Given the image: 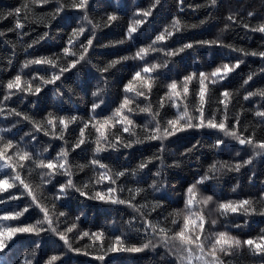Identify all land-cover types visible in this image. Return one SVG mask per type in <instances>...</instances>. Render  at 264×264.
I'll return each mask as SVG.
<instances>
[{"label": "trees", "instance_id": "16d2710c", "mask_svg": "<svg viewBox=\"0 0 264 264\" xmlns=\"http://www.w3.org/2000/svg\"><path fill=\"white\" fill-rule=\"evenodd\" d=\"M58 2L59 0H49V3L37 6L35 0H0V33H3L0 35V109L3 110L0 112V128L12 129L10 132H0V150H3L8 140L13 141L15 147L6 152V155L12 156L10 162L13 164L19 163L14 153L26 150L32 154L31 160L25 161L24 167H18L17 171L30 185L38 203L50 210L53 227L64 232L72 248L80 251L70 250L51 231H42L39 235L18 233L8 242L6 250L0 252V264H26L28 260L32 264H46L52 255L60 256L53 264H178L177 257L187 255L178 241L169 245L170 248L173 244L181 248L179 252L173 248V254H169L168 248L158 246L139 253H108L103 260L97 259V256L103 255L117 236L124 241L123 245H118L121 247H139L148 241L158 244L159 237L152 227L145 224L146 219L153 225L171 228L173 233L180 231L187 214L186 190L205 174L213 178L197 186V199L212 196L213 200L208 205H195L192 209L194 212H202L205 217L204 234L201 236L205 244V258L211 260L206 253L214 233L225 231L241 241L253 239L260 242L261 235H264V154L255 156L252 145L242 146L218 129L191 128L176 132L163 140L146 139L145 129L151 132L157 122L161 129L167 127V121L176 119L185 105L193 122H197L195 118L198 116L200 88L198 74H210L224 63L235 64L237 59H241L243 63L240 67L224 81L215 84L206 81L208 96L204 105V118L211 119L215 113L216 123L223 120L224 108L220 101L225 100L222 93L227 90L231 94V98L225 100L228 104L227 129L234 130L237 134L243 133L245 138L255 133L256 140H264V118L255 115L257 111H264V96L254 95L248 100L244 99L248 92L264 91V57L251 55L253 52H264V33L251 30L264 23V0H218L215 6H210V0H183V4L180 0H160L147 22L139 27L132 39L127 40L129 26L134 20L143 19L136 15L137 10H148L155 0H90L87 14L97 25L94 29L83 20L84 12L78 9L66 8L55 20L49 21L48 16L56 9ZM25 4L29 5L31 11L24 8ZM18 8L19 17L15 11ZM249 12L255 15L249 17ZM25 15L29 16L27 20L23 19ZM109 15H116L118 18L109 22ZM229 15H235L237 22L230 21ZM174 17L180 20L181 30L166 41L156 43L157 51L150 52L144 60L129 59L107 72L101 71L109 62L124 56L131 57L139 48L150 45L166 27L174 31ZM17 19L24 23L22 29L15 27ZM245 23L250 27L244 28ZM78 26H84L87 30L80 36L73 50L79 51V43H86L92 31L95 32L93 46L88 50L85 60L63 73L56 83L45 84L34 77L50 79L53 74L59 73L58 67H22L29 59L53 57H60L59 63L67 67L77 57L69 56L65 59L63 49L69 47L72 30ZM121 40L125 42L115 43ZM217 40L222 46L197 43ZM35 41L39 42L34 43ZM186 43L196 46L179 55L166 54ZM29 44L33 46L29 48ZM164 63H167V67L147 74L155 78L150 91L141 82L133 81L135 72L145 64ZM192 73H197V76L187 85V97L169 99L168 85L176 81L178 90L182 92L183 78ZM18 74L22 76L25 85L31 81L33 90L40 87L41 92L36 95L16 92L10 100L4 101L3 97L8 91L5 85ZM249 75H253V80L245 85L243 81ZM129 82L133 83L137 92L142 91L145 95L126 92L125 85ZM98 87H102L104 91L98 97L93 96V91ZM125 97L134 101L129 105L131 112L123 110V114L133 121L132 125L116 123L119 118L113 116ZM94 102L100 104L95 112L91 110ZM161 102L164 105L162 108ZM145 107H151L152 112H142L141 109ZM11 109H16L30 119L8 115ZM156 113L158 115L154 119L153 115ZM73 115L78 117L77 121L69 123L67 130L63 129L59 118ZM107 117H111V123L116 124L115 128L111 124L106 126L108 143L116 147L95 153L99 137V132L96 131L99 124L96 122L103 123ZM237 117L239 124L236 123ZM49 119L55 120V128L47 124ZM89 121L92 124L84 129L85 143L74 148L79 142L81 129ZM13 124L16 125L14 128ZM35 125H39L42 130L36 131ZM125 126L130 127V132L123 131ZM25 133H31L36 139H31ZM117 136L119 141L116 140ZM217 140H223L224 143L217 145ZM124 144L132 146L124 147ZM46 147L49 150L44 152ZM61 149L68 151L71 179L81 191L92 195L112 186L118 189L117 196L128 199V189H143L133 201L134 207L89 199L74 190H70L67 196L56 199L59 185L66 183L69 177L57 172L53 177H47L51 180L50 183H44L45 177L41 173L48 170L38 168L36 164L41 159L58 163L57 154ZM249 158L253 162L243 165ZM92 159H99L113 173L127 170L129 174L119 177L115 185L107 182L97 185L94 181L101 169L90 164ZM141 162L147 163V167L132 175V171ZM213 164L217 166L215 172L210 170ZM236 164L243 165L239 171L234 170ZM161 169L162 176L156 177L155 173ZM13 175L12 169L0 171V179L7 178L10 183L13 182ZM154 179L160 182L158 190L150 187ZM90 183L92 187L86 189L85 185ZM10 196L19 198L9 199ZM245 199L252 202L247 214L240 212L221 215L218 210L220 203H238ZM0 200L4 201L0 203V215L22 211L32 204V198L19 184L0 193ZM155 205L159 206L153 211ZM252 208L255 210L251 211ZM59 213L65 215L60 216ZM170 213L177 214L178 224L171 223ZM77 217L80 219L77 220ZM42 220L43 213L32 205L19 219L0 221V227L35 225ZM212 220L217 221L216 224H212ZM73 224L76 225L73 231L66 232V228ZM41 226L48 228L47 223ZM85 232L89 235L83 236ZM93 233L102 235L97 240ZM101 241L103 248L100 246ZM193 252L194 255H201L195 246ZM218 256L222 264H264V256L254 254L246 245L233 249L230 255L218 253ZM192 264H203V261L193 259Z\"/></svg>", "mask_w": 264, "mask_h": 264}, {"label": "snow or ice", "instance_id": "6c2138e0", "mask_svg": "<svg viewBox=\"0 0 264 264\" xmlns=\"http://www.w3.org/2000/svg\"><path fill=\"white\" fill-rule=\"evenodd\" d=\"M37 6H43L46 3H49V0H35ZM218 0H210V6H215L217 4ZM90 0H59L58 5L56 9L51 12L48 16L49 21L55 20L66 8H72V9H78L82 10L84 12L83 20L87 22L89 25H92V28L94 29L97 27L92 21V19L87 14V8L89 6ZM160 3V0H155V3L148 9V10H137L136 15L142 16L143 19H136L133 21V23L129 26L126 33V40L132 39L133 34L136 33L140 26L144 25L147 22V18L152 15L153 9ZM180 3L183 4V0H180ZM24 8L27 11H31L28 4L24 5ZM16 15L17 17L20 16V9H16ZM9 15H12V13H9ZM34 15V13H33ZM255 14L252 12L248 13L249 17L254 16ZM29 18L28 15H25L23 17L24 20H27ZM118 17L116 15H109L108 20L109 22L115 21ZM228 19L232 21L233 23H236V16L235 15H229ZM201 23H204V21H201ZM228 25H226L227 27ZM15 27L17 29H22L24 27V23L21 22L20 19H17ZM244 28H249V24L245 23L243 24ZM172 28L174 31L168 30L166 27L164 31H162L160 34H158L152 43L148 45L147 47H141L138 49V51L131 57L124 56L121 57L118 60H113L109 62L108 66L101 69L102 72H107L109 69L114 68L117 64L122 63L124 61H127L129 59L134 60H144L145 57L150 53L157 51L155 48L156 43L158 42H164L167 39L171 38L175 32H179L181 30V22L177 18H173L172 21ZM86 28L84 26H78L77 28H74L72 30V35L69 38L68 44L69 47H65L63 49V57L66 59L67 57H77L76 59L70 61L68 63V66H62L59 63L60 57H53V58H36V59H29L24 62L22 67L28 68L31 65H50L52 67H58L60 69L59 73H55L51 76L50 79L45 80L43 77H34L41 79L45 84H54L56 81L61 79V76L63 73L69 71L72 68H75L77 64H79L81 61L85 60V57L88 53V50L93 46V41L95 39V32L92 31V34L90 38L87 39L86 43H79V51L73 50V46H75L80 36H83L86 32ZM252 31H258L261 33H264V23L259 24L255 28H251ZM0 35H3V33H0ZM47 35V33H45ZM39 41H35L34 43H38ZM125 40L117 41L115 43H124ZM202 45H220V41H199L197 42ZM33 44H29L28 47L31 48ZM196 45L193 43H186L179 49L169 51L166 54L168 56H175L179 55L180 53L184 52L186 49H190L195 47ZM235 50V49H233ZM247 55V53H245ZM251 55H259L261 57H264V52L256 53L253 52ZM243 63L241 59H237L235 64H229L224 63L222 66L216 67L210 74H206L204 72H200L199 75V92H198V98H199V107L197 108L198 116L195 118L197 122H193V117L189 114L187 106L185 105L184 110L179 113L176 119L167 121V127H164L161 129L159 123L157 122L156 127L149 132L148 129H145L146 132V139H152V140H163L167 139L169 136L175 135L176 132L184 131L186 129L191 128H211V129H218L225 133L226 136L232 137L234 140H236L240 145H252L254 149V155L260 156L264 154V140H256L255 139V133L252 135H249L248 137H244L243 133L237 134L236 131H230L226 127V121L228 119L227 116V109L228 104L225 103V100H228L231 98V94L225 90L222 93V96L225 98V100L220 101L221 104H223L224 108V114H223V120L220 123H216V115L215 113L212 114L211 119L205 120L204 118V105L206 103V97L208 96V83L215 84L221 81H224L229 77V75L234 72L236 69H238ZM161 67H167V63L164 64H152L148 65L145 64L141 68V70L136 71L133 76V81H139L142 83V86L147 88L149 91L151 90L152 84L154 82V77L147 76V74L153 73L156 69ZM145 74V75H142ZM254 75V74H253ZM253 75H249L247 79L243 81L245 85H247L250 81L253 80ZM147 76V78H146ZM197 73H192L190 75H187L183 78L184 85L182 88V92L178 90V84L176 81H172L169 85V93L168 98L173 99L174 98H186L187 94L189 93L188 83L191 82L194 78H196ZM208 81V83H206ZM7 91V94L3 97L4 101L10 100L13 95H15L16 92H28L30 94L36 95L41 92L40 87H36L33 90L31 81L27 82L25 85L22 81L21 75H16L14 79L7 82L5 85ZM15 90V91H13ZM126 92H133L136 93L139 96H144V92H137L136 87L133 85L132 82H129L127 85H125ZM104 89L102 87H98L95 91H93L92 95L98 97L101 92H103ZM183 93V95H182ZM254 95H260L264 96V91H258V92H248L247 95L244 96L245 100H248ZM163 100V98H162ZM134 103V101L130 100L128 97H125L120 104V106L115 110L113 113V116L119 118L117 119L116 123L126 124V125H132L133 121L128 118L127 115L123 114V110L127 109V111L131 112L132 109L129 107L130 104ZM163 102H161L160 107L162 108ZM178 107V105H175ZM100 107V104L93 103L91 105V110L93 112L96 111ZM3 110L0 109V112ZM142 112L151 113L152 109L151 107H145L141 109ZM219 111V109H218ZM8 115H14L17 117H21L24 120H29L30 118L26 115H23L20 112H17L16 109H11L8 112ZM155 115H158V113L153 115V118L155 119ZM256 116L264 118V111H257L255 113ZM78 119L77 116L73 115L69 118L60 117L59 118V124L63 126V129L67 130L69 123H74ZM112 118L107 117L103 121V123L97 121L96 123L99 124V127H96V131L99 132V137L97 139V146L94 149L95 153H101L103 151H107L109 147L115 149L116 145L108 143V136L106 135V126L111 124L112 128H115L116 124L111 123ZM181 121H184L183 124H181ZM236 123L239 124V118L237 117ZM48 125H51L53 128H55V120L49 119L47 121ZM92 124V121H89L84 124V128L81 129L80 132V139L79 142L74 145V148H79L82 144L85 143L84 140V129L88 128L89 125ZM16 125L13 124L12 127L14 128ZM95 127V125H93ZM11 128H0V132H10ZM35 130L40 131L42 130L39 125H35ZM124 132H130V127L125 126L123 128ZM47 134V133H45ZM135 135V133H132ZM26 136H31V139L35 140L36 137L33 136L31 133H25ZM61 139L63 137H60ZM2 139V138H0ZM23 139V137H21ZM119 136L116 137V140L119 141ZM217 145L223 144V140H217ZM124 147H131V144H124ZM15 145L13 144L12 140H8L6 145H4L3 150H0V171H3L4 169H12L14 175L11 177L13 182H9L7 178L0 179V193L6 192L9 189L16 187L17 184L22 186L26 191L27 195L32 198V204L28 207H25L22 211H14V212H8L4 215H0V221H8V220H17L19 217L24 215V213L29 211V207L32 205H35L37 208L40 209V211L43 213V220L37 221L35 225H28V226H22V227H12V226H4L0 227V252H4L6 248L9 246L8 242L12 241L13 238L18 233H32L35 235H39L42 231H51L55 235L59 237L61 241L64 242V244L72 251L79 252L80 249L76 248L73 249L71 244L69 243V240L64 232L58 231L55 227H53V221L50 215V210L46 207L41 206L36 196L33 194L32 189L28 183L25 182L24 179L21 178L20 172L17 171V168L19 167L22 169L24 167L25 161H30L32 158V154L29 151L22 150L20 152L14 153V155L18 158L19 163L13 164L10 161L12 160V156L6 155L7 149L14 148ZM49 149L46 147L43 149L44 152H47ZM161 151H163V145H161ZM58 163L54 162L53 160H48L45 162L44 160H39L36 164L38 168L41 169H47V172L41 173L44 179V183H50L51 180L47 177H53L57 172L63 175H67L69 178L67 179L66 183L59 185V191L56 199H61L64 196H67L70 190H74L76 192H79L81 196H86L89 199H95L99 200L104 203H110V204H127L129 206L134 207L133 201L135 200L136 196L139 195L143 189L135 188V189H128L129 192V198L128 199H121L119 196L116 195L118 189L116 187L109 186L107 187L106 191H96L94 194L89 195L87 191H81L80 188L76 187L73 180L71 179V165L68 162V151L66 149H61V151L57 154ZM150 162V161H149ZM253 162L252 158H249L243 162V165H249ZM163 165V162H161ZM90 164L97 166L101 171H99L94 183L95 184H102L107 182L109 185H115L116 180L119 177H123L128 173L127 170L120 171L113 173L110 168H108L107 165L101 163L99 159H92L90 161ZM241 164H236L234 170L239 171L240 168L243 166ZM83 167V166H81ZM147 167V163L141 162L138 164L137 168L132 171V175H135L137 172H140L144 170ZM226 167V166H225ZM210 170L215 172L217 171V166L215 164L210 166ZM156 177L162 176V169L158 170L155 173ZM213 177L205 174L204 176L200 177L195 184L190 185L186 190V201H185V209L187 210V214L183 218V227L180 231L173 233V230L171 228H165L160 226L159 224L153 225L151 221L145 220V224L148 227H152L153 232L156 234V236L159 237V243H153L152 241H148L143 243L141 246H132V247H121L118 245H123L124 241L121 237L117 236L115 237V242L112 243L107 250L103 253V255L97 256V259L103 260L105 256L108 255V253H119V252H130V253H139L144 251L148 248H156L158 246H163L165 248L169 249V254H173V248H175L176 252H179L181 248L184 252L187 253L186 256L180 255L177 257L178 264H184L185 261H187V264H192L193 259L198 261H203V264H222V262L219 259L218 253H223L224 255H230L233 249H239L243 245H246L250 247L253 250V253L256 255H262L264 256V235H261L260 242H257L253 239H246L244 241H241L240 239L229 235L225 231H221L219 233L212 234V240L210 241V247L207 250L206 256L210 257L211 260L205 258V244L201 240V236L204 234V225H205V217L200 211H192L193 207L195 205H208L209 202L213 200L212 196H207L206 198L197 199V186L200 184H203L205 181H208L212 179ZM92 184L85 185V188H91ZM150 187L154 189H159L160 182H158L156 179H154L150 185ZM264 195V194H262ZM19 197L16 196H10L9 199H18ZM0 203H4L3 200H0ZM252 204L250 200H242L238 203L233 202H227V203H220L218 205V210L220 211L221 215H227L229 213H240L243 212L247 214L250 211L249 206ZM159 205L153 206V211L156 210V207ZM255 209L252 208L251 211H254ZM60 216L65 215V213H59ZM172 219V224H178V220L176 218V213H170L169 214ZM77 220L80 218L77 217ZM167 219V218H166ZM197 221H199V224H197ZM217 221L212 220V224H216ZM43 223H47L48 228L45 229L41 225ZM191 226V228H190ZM76 227L75 224H73L70 227L66 228V232H72L73 229ZM236 227H239V225H236ZM159 228V231L157 232L156 229ZM163 233V235H161ZM169 233H172V235H169ZM191 233V234H190ZM83 236H88L89 233L85 232L82 234ZM97 240L100 239L101 234H92ZM173 241H178L181 248H177L174 244L170 248L169 245ZM101 248H103V242L101 241L100 244ZM193 246H195V249L198 250L201 255H194L193 252ZM33 255L35 254V249H33ZM60 259V256L58 255H52L48 261H46V264H53L54 261H57ZM26 264H32L31 260L26 261Z\"/></svg>", "mask_w": 264, "mask_h": 264}, {"label": "water", "instance_id": "95a60500", "mask_svg": "<svg viewBox=\"0 0 264 264\" xmlns=\"http://www.w3.org/2000/svg\"><path fill=\"white\" fill-rule=\"evenodd\" d=\"M119 255H120V253H119Z\"/></svg>", "mask_w": 264, "mask_h": 264}]
</instances>
